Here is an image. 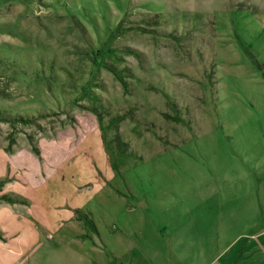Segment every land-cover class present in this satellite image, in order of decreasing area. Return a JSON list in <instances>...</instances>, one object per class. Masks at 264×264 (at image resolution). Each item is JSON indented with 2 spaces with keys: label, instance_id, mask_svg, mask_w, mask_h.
Listing matches in <instances>:
<instances>
[{
  "label": "rangeland",
  "instance_id": "1",
  "mask_svg": "<svg viewBox=\"0 0 264 264\" xmlns=\"http://www.w3.org/2000/svg\"><path fill=\"white\" fill-rule=\"evenodd\" d=\"M250 231L264 0H0V264H205Z\"/></svg>",
  "mask_w": 264,
  "mask_h": 264
},
{
  "label": "crops",
  "instance_id": "2",
  "mask_svg": "<svg viewBox=\"0 0 264 264\" xmlns=\"http://www.w3.org/2000/svg\"><path fill=\"white\" fill-rule=\"evenodd\" d=\"M258 234L254 231L237 234L205 264H264V249L253 243Z\"/></svg>",
  "mask_w": 264,
  "mask_h": 264
},
{
  "label": "trees",
  "instance_id": "3",
  "mask_svg": "<svg viewBox=\"0 0 264 264\" xmlns=\"http://www.w3.org/2000/svg\"><path fill=\"white\" fill-rule=\"evenodd\" d=\"M113 74L116 76V77H120L119 75H118V73L117 72H115V71H113ZM121 79H122V77H120ZM94 112H96L95 110H93ZM98 115V114H97Z\"/></svg>",
  "mask_w": 264,
  "mask_h": 264
}]
</instances>
